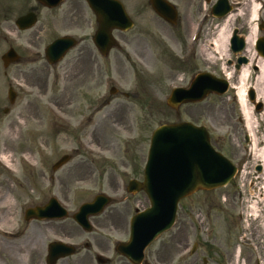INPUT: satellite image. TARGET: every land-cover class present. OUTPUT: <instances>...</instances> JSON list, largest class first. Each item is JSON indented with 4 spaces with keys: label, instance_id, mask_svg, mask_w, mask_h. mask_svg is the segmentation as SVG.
Instances as JSON below:
<instances>
[{
    "label": "rangeland",
    "instance_id": "rangeland-1",
    "mask_svg": "<svg viewBox=\"0 0 264 264\" xmlns=\"http://www.w3.org/2000/svg\"><path fill=\"white\" fill-rule=\"evenodd\" d=\"M121 1L135 21V26L128 32L114 33L122 50L113 49L109 55L108 83L104 84L102 75L98 74H95L91 81L88 72L75 74L66 82L62 78L60 68L57 71L52 70L45 95L40 93L42 85L36 87L39 96H30L31 103L27 106H24L26 100L19 99L13 116H10L5 115L3 111L9 105V101L8 79L1 56L9 49L10 44H13L18 51L21 48L27 49L25 39L33 38L40 30L39 43L41 42L43 49L62 30L54 28L49 13L36 5L35 0H0V145L10 144L8 126L13 119H16L15 123L21 129V137L13 143L38 145L39 122L36 117L40 104L43 99L47 100L54 96L62 108V112L57 110L58 113L62 117H65L64 112L69 116L68 123L74 124L73 129H76L77 133V137L73 140L69 133L70 128L64 126L63 120L58 121L61 129L57 130L54 144L64 146L61 152L71 153L73 148L80 146L87 137L93 143L87 152L75 155L74 160L67 166L77 172L78 182L73 184L68 200L69 208L73 210L78 209L82 203L90 201L100 190H108L107 184L116 177L117 182L122 183L123 179H128L130 173L137 174L139 171L136 168L123 167L132 162L143 161L147 154L149 138L162 124L189 121L197 125H205L210 132L212 142L216 140L224 149L223 152L230 156L229 137L232 120L235 115H243L245 108L240 92L244 87L249 89L261 83L260 71L252 69L257 62L254 47L247 53L251 66L245 68L249 69V75L243 82L240 79L243 73L238 71L234 73L235 55L230 51L228 56L221 59L212 44L222 27L228 26L231 31L238 28L243 36H249L255 28L258 29L260 21H264V0L253 1L258 7L255 18H251L248 12L252 0H243V4L239 5L227 20L213 17L209 11L211 5H206L204 0H170L179 12L177 25H170L158 17L151 8L149 0ZM30 10L38 12V24L22 34L15 31L11 35L9 30L15 26L14 20ZM259 35H264V31L257 30V36ZM190 47L193 50L186 62L184 56H188ZM204 48H207L205 55L202 54ZM201 71L213 73L218 77L233 75L230 82L237 88L235 90L230 88L223 96L211 95L201 103L182 105L177 111L171 109L166 103L171 90L174 87L189 86L193 77ZM79 81H82L81 83L91 81L93 89L86 91L81 87L76 92L75 84L80 83ZM112 86L117 87V93H110ZM43 91L44 88H41L42 93ZM90 92L92 98L86 104V94ZM261 92L259 99L264 101V84L261 85ZM102 97L105 98V102L100 101ZM234 97H237L236 103L233 101ZM247 108H252L250 122H253L256 133L260 135L258 141L259 146L262 147L264 142L260 140L261 132L264 131V112H256L254 105L249 101ZM19 112H22L20 118H16ZM47 119L53 120V116L49 114ZM53 133V129L47 132L48 135ZM220 138L225 139V142L220 143ZM98 146L108 151L103 153ZM233 194L235 189L226 187L213 192L200 191L191 198L182 200L175 227L163 234L146 250V259L151 264H203V257L208 256L211 258L209 264H214L219 260L216 252H223L222 248L214 245L212 250L207 249L203 252L197 247L193 254L191 250L196 243L203 242V233L207 232L212 237L218 226L226 220L223 217L227 214ZM117 198L120 201L123 199L121 191L118 192ZM203 200H206L204 212L212 208L210 211L213 217L216 216L212 218L209 230L207 222L204 227L202 226L203 212L200 209ZM148 204V199L143 193L131 197L129 202L122 200L119 204L111 205L107 210L118 206L129 214L133 207ZM220 215L221 219L218 217ZM180 239L185 243H179ZM254 251L259 252L258 249ZM247 263L255 264V259Z\"/></svg>",
    "mask_w": 264,
    "mask_h": 264
},
{
    "label": "flooded vegetation",
    "instance_id": "flooded-vegetation-1",
    "mask_svg": "<svg viewBox=\"0 0 264 264\" xmlns=\"http://www.w3.org/2000/svg\"><path fill=\"white\" fill-rule=\"evenodd\" d=\"M207 2L210 4L212 0ZM233 3L238 4L237 1ZM58 5L55 8H45L49 12L50 21L54 28L62 30L58 38L72 36L76 39V44L60 62L53 65L46 59L45 47L41 50V30L33 38L25 39L27 49L21 48L18 51L21 58L12 63L6 71L8 87L14 97V102L9 103L3 110L4 113L7 112L6 115L13 116L19 99L26 100L24 106H27L31 103L30 96H39L36 87L42 85L44 91L42 93L40 88V93L44 96L52 70L57 71L60 68L62 78L66 82L71 76L83 72L89 73L91 81L95 74L102 75L103 83L108 77L109 55H103L93 41L94 31L98 27L94 25L95 15L89 6L91 4L87 0H63ZM14 30L12 27L10 33L13 34ZM9 48H14V45L10 44ZM120 48L122 50L119 43ZM184 58L186 60L187 55ZM91 81H79L80 83L75 84V91L81 87L86 91L92 90ZM31 90L35 92L32 93ZM91 95L92 92L86 94V104L92 98ZM64 99L67 100L66 96ZM101 102H105V99L102 98ZM61 109L54 96L42 100L36 117L39 122L38 145L13 143L21 137V129L15 123L16 119L8 126L10 144L0 145V264H131L116 252V246L121 239H125L129 230L127 222L138 211L137 207L131 209L129 214L115 207L100 215L91 216L90 226L78 224L77 210L69 208L70 192L72 193L73 184L78 181L77 172L67 168L68 164L55 169L64 148L63 145L57 146L53 142L57 137V130L61 129L59 122L62 119L56 114V110L62 112ZM21 113L19 112L16 118H20ZM49 114L53 116V120L47 119ZM64 114L62 122L65 127L70 128L69 133L74 140L77 137L76 129H73V123H68L69 116L65 112ZM23 115L25 118L24 111ZM51 129L54 133L48 135L47 132ZM219 142L224 143L225 140L220 139ZM249 142L243 119L239 115L231 124L230 157L235 160H250L245 157ZM90 145L93 143L87 137L80 146L75 147L73 154L87 152ZM98 147L103 153L108 151ZM144 167V159L125 165L124 169L136 168L139 172L130 173L127 184L125 180L120 184L116 177L107 184V191L112 195L123 192L126 202H129L131 197L142 194L143 192L131 194L127 188L130 180H143ZM262 169L261 164L255 167L258 173ZM233 185H236V181ZM251 186L239 199L237 191L232 195L227 214L223 217L226 220L218 226L212 237L207 232L203 233V242L198 244L203 252L212 250L214 245L224 250L216 252L219 260L214 264H248L247 262L250 263L253 259V248L261 251L260 257L264 260V177L256 180ZM53 199L59 201L66 210L55 209L54 216L49 218L27 216L30 208L45 207ZM205 204L206 200H203L200 209L203 212L202 226L207 222L209 230L212 218L216 216L213 217L210 207L204 212ZM62 214L64 215L61 216ZM218 217L222 218L221 215ZM208 233L213 234L209 231ZM181 239L179 243H185ZM210 260L211 258L204 256L203 264H209Z\"/></svg>",
    "mask_w": 264,
    "mask_h": 264
},
{
    "label": "water",
    "instance_id": "water-1",
    "mask_svg": "<svg viewBox=\"0 0 264 264\" xmlns=\"http://www.w3.org/2000/svg\"><path fill=\"white\" fill-rule=\"evenodd\" d=\"M39 1L45 4L55 2L54 0ZM109 1L110 5H92L100 23L95 39L103 50H109L113 46L111 31L114 28L127 30L132 26L124 6L117 0ZM150 2L158 15L176 24L178 13L173 4L168 0H150ZM228 7V0H220L214 7L213 13L220 16L227 12ZM36 21V15L29 13L21 17L17 23L21 29H27ZM237 32L234 31L231 39L232 49L236 53L245 47L244 39L240 38ZM259 44L258 50L260 52L263 48L264 55V38L260 39ZM71 45L66 38L58 39L47 49L49 60L55 62ZM2 58L7 66L17 58V54L14 50H10ZM243 61L247 62V59L241 58L239 64ZM227 89V81L209 74H201L188 90L183 88L174 90L168 104L178 108L181 103L202 100L212 91L224 93ZM250 98L255 99L253 95ZM258 109H261V105ZM68 160L69 157L65 156L60 160V164ZM234 171L232 164L211 146L205 127H196L191 123L183 122L158 128L152 139L145 182L142 184L134 182L130 187L137 190L144 189L149 196L151 207L134 220L131 240L126 245L120 246V252L133 263L141 264L144 249L173 225L180 199L199 189H213L227 184ZM107 203V198L100 197L95 203L84 204L81 207V218L100 211ZM40 210L37 208L31 211L35 216H44Z\"/></svg>",
    "mask_w": 264,
    "mask_h": 264
},
{
    "label": "bare ground",
    "instance_id": "bare-ground-1",
    "mask_svg": "<svg viewBox=\"0 0 264 264\" xmlns=\"http://www.w3.org/2000/svg\"><path fill=\"white\" fill-rule=\"evenodd\" d=\"M257 11H258V7L256 5H252L251 8H250V11L248 10V12L250 13L251 18H255L256 14H257ZM227 18L225 20H227ZM221 26H223V25H221ZM230 33H231V28L230 27H228V26L222 27L218 31L217 37H216V39L214 40V42L212 44V45H214L215 52L220 54L221 59H224V57L228 56L229 53H230V49H229V36H230ZM256 35H257V28H255L254 32L250 33V35L247 38V42H248L247 52L252 47V45L254 43V40L256 38ZM206 52H207V48H204L202 50V54L205 55ZM258 66H259V70H260V74H261V76H260L261 83L256 86L257 95H258V98H259L261 93L263 92V91L261 92V85L264 84V60H259L258 61ZM242 71H243L242 72L243 75L241 76L240 79L243 82H245L247 76L249 75V72H248V69H243ZM240 97H241V101H242L243 106H245L244 109H245L246 116L248 118H250L252 109L247 108V105H248V102H247V89L245 87L240 92ZM249 123H250L249 126L253 130L252 123L251 122H249Z\"/></svg>",
    "mask_w": 264,
    "mask_h": 264
}]
</instances>
